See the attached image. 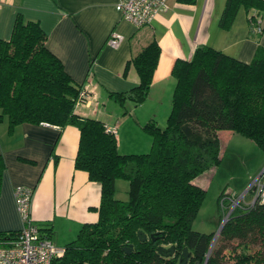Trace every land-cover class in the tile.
<instances>
[{
    "label": "trees",
    "instance_id": "16d2710c",
    "mask_svg": "<svg viewBox=\"0 0 264 264\" xmlns=\"http://www.w3.org/2000/svg\"><path fill=\"white\" fill-rule=\"evenodd\" d=\"M241 5L255 10L251 24L264 11L262 0H226L222 28L231 26ZM46 37L38 21L17 13L10 38H0V122L7 119L9 132L25 122L76 126L75 166L101 185L97 221L83 224L52 264H179L184 249L186 264H264V248L247 250L251 242H264V205L233 211L212 245L215 233L192 227L206 195L194 179L221 161L218 131L237 132L264 151V46L257 45L249 62L207 45L188 60L176 59L165 126L147 121L142 129L151 137L150 149L120 153L102 121L75 113L84 87L47 48ZM159 55L152 38L126 61L123 73L132 65L139 76V97L148 93ZM5 168L0 155V187ZM118 179L128 181L126 200L115 196ZM224 191L217 198L220 221ZM17 232L0 230V244ZM171 245L170 255L158 251Z\"/></svg>",
    "mask_w": 264,
    "mask_h": 264
},
{
    "label": "crops",
    "instance_id": "0c3cea01",
    "mask_svg": "<svg viewBox=\"0 0 264 264\" xmlns=\"http://www.w3.org/2000/svg\"><path fill=\"white\" fill-rule=\"evenodd\" d=\"M117 2L0 0V38H10L17 13L38 21L47 48L88 95L75 106V113L115 127L120 153L150 149L151 137L142 129L147 121L165 126L176 59L188 60L196 47L207 45L249 62L257 45L264 46V11L257 32L249 20L254 9L247 11L241 5L231 26L222 28L219 21L226 0H167V7L149 24L136 27L121 17ZM112 32L122 37L116 45L108 42ZM152 38L160 55L148 93L139 97L136 69L130 65L123 71L129 57ZM79 137V129L71 124L25 122L9 132L7 119L0 122V155L6 165L0 187V230L21 226L13 196L17 185L33 189L32 217L43 233L50 229V238L60 247L74 239L83 224L97 221L101 185L75 166Z\"/></svg>",
    "mask_w": 264,
    "mask_h": 264
},
{
    "label": "built area",
    "instance_id": "2783aa9c",
    "mask_svg": "<svg viewBox=\"0 0 264 264\" xmlns=\"http://www.w3.org/2000/svg\"><path fill=\"white\" fill-rule=\"evenodd\" d=\"M167 0H118L115 5L121 17L136 27L149 24L156 13L167 7ZM264 1V0H262ZM257 32L261 31L259 17L252 23ZM121 35L112 32L108 42L116 45ZM88 98L86 91L76 105ZM75 105V106H76ZM106 130L116 136L117 130L105 124ZM33 189L25 185H17L13 189L15 207L21 220V226L14 239L0 244V264H52L55 258L61 257L64 247L56 245L53 240L40 230L31 214ZM255 203L264 205V168L252 178L247 187L238 195L225 190L220 198V207L224 210L217 233L229 215L236 209L253 206Z\"/></svg>",
    "mask_w": 264,
    "mask_h": 264
},
{
    "label": "rangeland",
    "instance_id": "374dc122",
    "mask_svg": "<svg viewBox=\"0 0 264 264\" xmlns=\"http://www.w3.org/2000/svg\"><path fill=\"white\" fill-rule=\"evenodd\" d=\"M218 136L220 164L210 167L194 179L195 183L205 188L206 195L192 222V227L197 231L213 234L217 233L221 222L217 202L219 193L227 190L234 195L240 194L260 169L264 168V151L252 140L231 130H219ZM259 165L262 167L256 172ZM254 172L256 173L252 176ZM115 183L116 198L126 200L128 198V181L118 179ZM218 236L219 233L215 236L214 241H217ZM258 248H264V242H251L248 244L247 250L251 252Z\"/></svg>",
    "mask_w": 264,
    "mask_h": 264
},
{
    "label": "water",
    "instance_id": "95a60500",
    "mask_svg": "<svg viewBox=\"0 0 264 264\" xmlns=\"http://www.w3.org/2000/svg\"><path fill=\"white\" fill-rule=\"evenodd\" d=\"M139 234H141V232H139ZM146 238V235H144L143 233H142V236H141V239H145ZM214 239H215V234H214V236H213V238H212V243H211V245L213 244V241H214ZM125 250L128 252L129 251V248H125ZM173 250H174V246H169V247H163V246H158V251L159 252H165V253H167L168 255H170V254H172L173 253ZM187 259H188V251H187V249H184V251H183V253H182V257H180V262H179V264H186V262H187Z\"/></svg>",
    "mask_w": 264,
    "mask_h": 264
}]
</instances>
